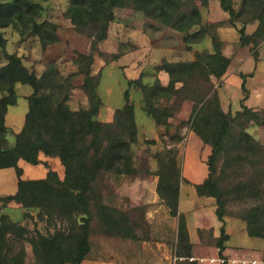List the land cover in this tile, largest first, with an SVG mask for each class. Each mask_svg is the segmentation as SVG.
Returning a JSON list of instances; mask_svg holds the SVG:
<instances>
[{
    "label": "trees",
    "instance_id": "trees-1",
    "mask_svg": "<svg viewBox=\"0 0 264 264\" xmlns=\"http://www.w3.org/2000/svg\"><path fill=\"white\" fill-rule=\"evenodd\" d=\"M20 1L0 3V20L2 16L5 20H10L9 18L20 10ZM209 1L200 0V4L205 7ZM217 1L221 9L229 14L228 22L232 27L236 28L239 19L245 15L256 22V28L250 35L246 33L244 22L241 28H237L240 46L252 44L257 47L264 41V0H242L237 10L233 7L232 0ZM193 3H183L181 0H69L70 18L76 32L91 40L89 53L79 55V58L85 59L89 65L83 82L88 107L77 111L69 109L68 93L59 100L47 94L56 88L55 73L38 77L28 72L20 57L6 54V63L0 67V169L14 168L18 181L16 192L0 198L1 200L21 204L26 209H35L41 219L44 214L51 218L57 215L60 220L64 215L74 220L76 212L84 219L91 215L88 210L91 183L100 170H107L110 165H120L122 160H130L131 157H125L123 152L135 141L136 132L134 106L130 102L128 89L124 91V105L115 111L111 122L96 120L101 107L96 91L100 78L98 74L91 75L92 52L96 50L98 43L107 38L109 24L114 21L115 8L137 10L152 20H159L172 30L186 34L196 26L195 19L199 17V10ZM21 19L18 14L17 19L13 21ZM8 25V21L0 23V28ZM46 27V24H41L33 27V31L43 37L42 39L51 38V41H54L52 32L46 30ZM207 35L209 36L208 32H201L199 41H203ZM211 38L212 51L198 53L192 61H164L155 67V80L151 84L141 83L140 86L145 104L143 111L157 126H166L168 119L174 117L183 102H192L188 121L190 132L204 145L211 147L206 161L207 177L201 184L193 185L197 195L215 199V214L221 222H224L227 214L226 205L229 198L246 202L251 200L252 204L241 212L240 217L245 223L248 237L264 240V173L257 169L259 164L264 163V147L246 131L251 123L264 126V109L255 110L246 106L245 95L239 111L234 114L223 111L215 90H212V83L213 79L219 81L224 77L230 60L223 54L216 37ZM184 42L188 47L191 45L186 35ZM3 43L0 33V48ZM104 54L99 53L102 56ZM252 54L256 59V50H253ZM118 58V54H112L110 59L116 61ZM160 72L168 76L166 85L161 84L157 77ZM48 77L53 79V84L43 87L42 81ZM241 79V89L246 93L245 77L241 76ZM17 83L30 86L33 92L27 98L28 110L20 131L14 135V144L6 147L8 128L5 125V115L8 107L17 103L14 91ZM132 83L134 82H129ZM162 94L169 95L168 103L173 97L172 103L163 107L155 105L153 100ZM40 154L59 159L64 168V179H59L51 170L40 180L20 179L22 171L17 165L18 161L23 160L35 166L41 164ZM218 162H221L220 181L216 177ZM252 169L255 171L248 175V171ZM239 171L243 176L240 177ZM118 172L124 173L121 170ZM182 181L187 182L183 178ZM223 185L225 187H222ZM167 189L172 194L171 206L176 211L178 182L168 185ZM103 222L113 227L115 233L121 237H134L128 231L117 230L109 219H104ZM80 228L81 235L71 245V250L67 251L65 241L68 235L63 232L57 231L46 236L38 234L27 239L22 226L2 215L0 264H26L24 242L32 247L36 264H67L69 261L71 264H78L89 252L87 225H81ZM228 238L222 228L215 246L222 251ZM174 259V264H197L195 260H191V245L183 217H180L178 222Z\"/></svg>",
    "mask_w": 264,
    "mask_h": 264
},
{
    "label": "rangeland",
    "instance_id": "rangeland-1",
    "mask_svg": "<svg viewBox=\"0 0 264 264\" xmlns=\"http://www.w3.org/2000/svg\"><path fill=\"white\" fill-rule=\"evenodd\" d=\"M191 1L198 8L199 17L195 19L197 21L196 26L192 27L186 34L175 30H173L175 33L170 32L172 29L163 25L159 20H154L155 26L152 27L161 32L157 37L162 36L176 46L173 51L174 54L178 51H185L186 54L194 58L198 53L212 51L211 36H215L219 43L217 31L219 26H223L224 23H207L204 17L206 16L205 8L208 5L201 6L200 0H181L183 3ZM14 2L15 0H0V3ZM241 2L242 0H232L233 7H236L237 10ZM18 6H20V10L11 16L10 20H5L3 16L0 20V23L9 22L8 26L0 28L4 40L3 46L0 48V67L6 63V54H15L20 57L28 72L34 73L38 77L49 73L56 74L54 79L56 88L47 93L53 95V99H62L68 93L67 105L69 109L77 111L87 108L88 101L83 90V82L89 65L85 59L79 58V55L89 53L91 40L84 34L76 32L70 18L69 0H21ZM113 13L114 21L109 24L107 37L110 34V37L114 41L116 40L117 44L114 47L120 56L135 47L131 42L124 43L126 31L131 30L133 33L132 41L138 43L141 40L138 35L150 31L147 27L148 22L145 20L150 18L131 8H115ZM18 14L21 15L22 19L13 21L17 19ZM239 20L236 25L238 29L243 25L242 22L246 23L251 19L245 15ZM41 24L47 25L46 30L52 32L54 41H51V38L42 39L43 37L41 38L34 33L33 27ZM226 25L231 26L229 22ZM201 32L209 33V36H205L204 41H199L198 37ZM185 35L191 42L189 47L184 42ZM151 41L152 45L159 46L162 40L159 41L154 36ZM103 43L102 41L97 44L92 55L95 56L94 60L100 62V65L107 66L112 62L110 59L112 54H104L99 51ZM250 46L252 52L257 50L260 44L257 47L252 44ZM99 53H103L104 56L99 55ZM257 54V58H259V52ZM126 62L135 65L137 61L126 56L119 64ZM143 73V77H150L149 70L145 69ZM98 75L100 79L96 91L102 107L100 114H97L98 117L96 116L97 121L108 120L116 109L122 107L124 99L121 90L123 88L130 92V102L134 106L135 115V141L132 140L130 148L123 152L125 157L126 155L131 157L130 160H122L120 165L114 164V166H108L107 170H100L94 182L91 183L92 189L88 193V210L91 215L84 219L82 215L76 212L73 216L74 220L66 217V215L60 220L57 215H53L51 218L46 214L41 219L39 212L35 209H26L21 204L1 200L2 197L15 191L18 180L13 169H1L0 216L6 215L12 222L22 226L25 229L24 236L27 239L36 237L38 234L46 236L57 231L63 232L68 235V239L65 241L67 251L71 250V245L81 235L80 226L87 225L88 253L93 258H111L119 264H169V260H172L175 254L176 241L174 237L175 234L177 236L179 218L183 216L178 213V206L176 211L171 206L172 194L168 192L167 187L176 181L178 182V192H180L181 184L186 183L182 181L184 157L188 145L193 147L196 141L189 137L190 122L188 121L192 102H183L174 117L168 119V125L157 126L155 121L143 111L145 104L141 95L140 81L128 83L126 87V82L123 81V72L118 64L105 67L102 73L99 72ZM256 77V81L264 80V73L258 72ZM52 80L48 77L42 81L43 87L53 84ZM212 84V90H215L224 112L231 113V109L236 110L240 107V99L245 96V92L241 91L239 86L238 88L232 86L227 91L224 89L223 78L219 81L213 79ZM14 91L17 104L9 107L6 116V124L11 126L6 135L8 139L6 147L14 143L13 134L20 131L28 109L27 98L33 92L32 88L30 92V86L20 83L14 86ZM167 96L169 95L162 94L153 102L160 107L166 106L168 103ZM173 99L172 97L169 103H172ZM253 100L254 105L258 104L260 105L259 109H264V99L261 100L259 96H254ZM246 131L264 147V126L251 123L247 126ZM207 147L211 153V147ZM195 152H197L196 149ZM89 156L91 157L92 154L90 153ZM48 158L45 157L44 160H47L50 166H47L46 163L42 164L46 166L47 173L50 170L54 171L59 179H64L63 166L60 164L59 168V162H54L55 160ZM89 161L91 163V160ZM20 167L23 169L22 179L33 180L44 176L41 174L40 166H34L23 161ZM52 169H57V171ZM217 169L216 177L220 181L221 162L217 163ZM257 169L264 173V163L259 164ZM118 170L124 173H119ZM253 171L255 170H249L248 175ZM239 175L240 177L243 176L240 171ZM233 199V197L228 199L227 214L224 217V221L228 223V229L234 237L232 242L264 247L263 239L247 236L245 223L240 217L241 212L252 204L251 200L246 202ZM212 200L216 209L215 199L212 198ZM104 219L111 220L120 232L128 231L134 237L124 238L117 235L113 227L103 222ZM24 246L27 253L26 264H36L37 260L33 256L32 247L27 242H24ZM67 264H71L70 261Z\"/></svg>",
    "mask_w": 264,
    "mask_h": 264
},
{
    "label": "crops",
    "instance_id": "crops-1",
    "mask_svg": "<svg viewBox=\"0 0 264 264\" xmlns=\"http://www.w3.org/2000/svg\"><path fill=\"white\" fill-rule=\"evenodd\" d=\"M207 5L208 7L205 8L206 16L204 17L206 22L209 24L211 23L214 24L216 22L224 23L223 26H219V29L217 31V36L219 38L221 49L223 50L222 52L230 60L226 74L223 77L224 89L228 91V89L230 90L232 86H235L236 88H238L239 86L240 90L242 91L241 76H244L245 88L247 90V92L245 93L247 98L244 104L249 108H253L257 110L260 108L259 107L260 105L253 104L254 101L253 97L259 96L261 100L264 99V80L256 81L255 79L257 78L256 76L258 75V72L264 73V56H263L264 41L257 48L256 51L257 53L259 52L260 56L259 58L255 59L252 52L250 51L251 48L250 45L243 47L239 45V33L237 31V27L235 28L226 25V23L229 21V14L221 9L219 2L217 0H210ZM145 20H147L148 22L147 27H149L150 31L142 32L140 35H138L141 39L140 41H138V43H134L132 41L133 40L132 31L131 30L126 31L127 35L124 43L131 42L135 47L125 52L124 54L120 55L116 61H112L109 63V65H107V66H113L115 64L119 65L120 69L123 72V81L124 83L126 82V87L130 81L132 82L140 81L143 84H151L156 78L155 67L159 66L164 61L177 62L181 60H187V61L194 60L193 56L186 54L185 51H178V53L174 54L173 51L176 49V46H174L170 40L168 39L165 40L164 37L162 36L157 37L159 34H161V32L157 28L152 27L155 26L154 20H150V19H145ZM244 26L246 28V33L250 35L254 32L256 28V22L253 19H251L247 21ZM170 32L175 33V31L173 30H170ZM154 36L155 38H158L159 41L162 40L159 46H155L154 44L152 45L151 38H153ZM103 42H104L103 45H101L100 46L101 48L99 49L100 52L106 54H117V49L114 47V45H116L117 42L116 40L114 41L112 37H110V34L105 40H103ZM126 56H128V58L130 59L132 58L133 61H137L136 64L133 65L132 63H128V62L119 64V62ZM94 58L95 56H93V60ZM99 63L98 61H96V59L94 60L93 67L91 68L92 76L97 75L99 72L102 73L103 69L107 67L105 65H100ZM145 69L149 70L150 77H146V76H144L146 78L143 77L142 74H144L143 72ZM157 77L160 79L161 84L163 85L167 84L168 76L166 73L160 72L157 75ZM124 91L125 88L121 90L123 95H124ZM30 92H31V87H30ZM241 100L242 99H240V106H241ZM9 107L7 109V113ZM221 107H222V103H221ZM100 109L98 115L100 114ZM239 110L240 107H238V109L236 110L231 109V113H235ZM7 113L5 115V125L7 128H11L10 125L7 126L6 124ZM113 115L114 113L112 114L111 118L101 122L111 121ZM15 134L17 133H14L13 135ZM189 137L191 138V140L195 139L196 141L194 142L195 146L190 147L188 145V149L186 150L185 153L182 178L185 181H187L186 183H184L187 185L181 184L180 186L179 199H178V213L182 214L185 220L186 229L189 238V244L191 245V254H192L191 260H195L197 264H264V247L263 246L254 247L251 245L247 246V245L233 243L232 240L234 237L232 232L228 229L227 226L228 223L226 221L224 222L219 221V219L215 214V205L212 198L197 195L193 185L201 184L206 179L208 174L206 161L208 155L210 154V151L208 147L204 145L201 142V140L197 136H195L192 132H189ZM13 144L14 143H12L11 145L9 144V146H13ZM195 149L197 150V152H195ZM44 158H45L44 155L40 154L39 160L41 161V164L35 165L41 167V174L44 175L43 178L46 177L47 168L42 164L46 163L47 166H50L49 162L47 160H44ZM46 158L49 159L48 157ZM52 159L55 160L54 162H59L58 165L60 168L61 163L59 159L58 158H52ZM21 162H23V160H19L17 165L23 173V169L20 167ZM6 169H13L14 173L16 172L14 168H6ZM52 170L57 171V169H52ZM43 178L33 179V180H40ZM20 179L25 180L22 179V175ZM17 181H16V189H17ZM16 189L10 195H13L16 192ZM222 228H224L229 238L228 241L224 244V249L221 251L219 248L215 246V242L216 240L219 239ZM174 240L176 241V234ZM165 259L168 260L167 257H165ZM174 260L175 259L173 257L172 260H169V264H174ZM78 264H119V263L111 258L110 259L93 258L88 253L86 258Z\"/></svg>",
    "mask_w": 264,
    "mask_h": 264
}]
</instances>
